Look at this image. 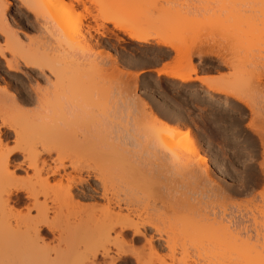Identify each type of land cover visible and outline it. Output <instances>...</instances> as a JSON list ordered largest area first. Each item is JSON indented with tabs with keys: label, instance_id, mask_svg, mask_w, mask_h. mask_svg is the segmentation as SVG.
<instances>
[{
	"label": "rangeland",
	"instance_id": "rangeland-1",
	"mask_svg": "<svg viewBox=\"0 0 264 264\" xmlns=\"http://www.w3.org/2000/svg\"><path fill=\"white\" fill-rule=\"evenodd\" d=\"M42 1L36 0L40 11L44 10L42 16L35 17L20 0H6L8 29L13 31V36L6 43V35L0 34V48L5 55L0 58V117L18 124L26 133L33 134L40 128L64 130L76 141L77 148L62 154L63 160L67 164L73 158L74 165L81 169L80 172L69 170L71 179L84 178L90 187H97L99 184L87 172L93 167L101 170L106 185L110 186L108 196L112 195L115 202L120 201L121 207H125L123 212L136 208L135 212L150 217L164 233L170 228L167 232L173 242L167 245L165 240L156 238L155 245L161 247V255L172 253L176 264H251L253 259H264V41L261 31L264 1L84 0L94 11L103 6L122 9L124 16L120 18L124 22L139 14L146 15L145 18L152 16L153 21L144 28L150 41L140 47L117 30L114 32L121 39L115 34L101 37L92 32L97 38L89 44L91 47H85L81 43L85 44L82 35L87 34V23L90 26L96 23L91 19L81 25L71 23L74 22L70 20L71 15L68 13V18L65 10L55 7V0H49L55 6L48 0ZM45 3H50L47 6H52L51 9ZM62 12L66 22L63 24L70 26L68 29L61 24L63 20L59 21ZM105 25L113 28L111 24ZM76 26L79 30L74 34ZM69 28H75L70 33L83 48L68 40V46L73 45L70 50L64 43ZM164 40L192 50V63L187 68H196L198 75L210 77L209 84L215 88L220 86L219 90L207 95V89L199 81L182 83L148 70L174 65L175 53L163 45ZM16 50L39 56L48 52L45 61L50 64L53 61L49 60L57 57L64 65L68 62L72 72L65 78L67 94L63 91V95H54L52 85L56 77L49 70L42 73L37 68L25 67L17 59L19 70L10 71L7 61ZM131 99L142 100L147 113L152 111L161 121L182 130L183 134L173 139L181 146L179 149L183 151L187 145L194 144L199 155H188L194 160H190L189 170L175 169L169 162L166 165L171 168L166 169L158 163L162 160L156 162L158 157L152 153L150 131L157 122L142 118L143 108L130 104L132 108ZM15 138L13 134L9 136L7 148L17 147L19 141ZM111 145L124 147L123 153L118 152L120 159L118 155L115 157L119 164H111L114 155L108 159L98 152ZM199 157L204 158L205 164L198 165ZM122 161L125 165L120 166ZM88 167L90 170H86ZM17 175L25 176L20 171ZM212 225L221 232L218 241L224 246L215 241L218 246L213 241L215 238L210 239L214 232ZM227 227L230 233L234 231L235 237L236 233L242 235L245 244L241 243L239 255L238 250L228 248L234 244V238ZM224 230H227L226 237ZM148 234L154 235V231ZM229 238L231 242H226ZM134 246L141 252L142 244ZM140 256L153 260L147 252Z\"/></svg>",
	"mask_w": 264,
	"mask_h": 264
},
{
	"label": "bare ground",
	"instance_id": "bare-ground-1",
	"mask_svg": "<svg viewBox=\"0 0 264 264\" xmlns=\"http://www.w3.org/2000/svg\"><path fill=\"white\" fill-rule=\"evenodd\" d=\"M55 1L57 3L56 6L54 3H52L54 1H49L51 2V4L45 3L46 7L48 9H51L52 6L62 8V10L60 9V11L65 10L67 12V16L69 14L71 15L70 20L74 21L71 23L77 22L78 25V22L80 24L83 21H87V19H91L94 23H96L94 24L92 22L95 26H90V24L87 23V34L85 36L82 35L85 44L79 41L82 45H85V47H87L92 41H94L95 38H97L96 36H94V34H92V32H95L101 37H110V35L115 34L117 38H120L121 36L118 37L116 34L117 32H114V30H117L121 34L127 35L130 41L136 42L137 44L135 45L137 46H139L140 44H147L150 41V37L146 34L144 28L150 23L149 21L152 20L150 19L152 16L145 18L146 15L142 16L141 14H139L137 16V13L135 12L137 18L131 17V21H129V19L128 21L124 22L120 18L121 15L124 16L123 10L113 6L99 7V9H96L95 12L91 9L90 6L85 3L84 0ZM20 2L24 6V8L26 7V9L33 13L35 17L40 15L42 16L44 10L42 8V11H40L41 9L38 8V5H36V0H20ZM48 4L52 6H47ZM7 7L8 4L6 0H0V34L2 36L6 35V39H4L6 40V43L7 41L9 43V39H11L13 36L11 33L13 31H9L10 28L8 26L6 11ZM55 7L53 9H55ZM54 11L53 13H55ZM263 12L264 11L262 10V13ZM61 14L60 15L63 16L62 18L64 19L60 18L61 16L58 18H60V22H62L63 20L61 24L64 27L66 25L63 24L66 23L64 21L65 13L62 12ZM262 15L264 17V13ZM57 16L58 15L56 14V17ZM107 23L111 24L113 28L110 29L106 27L105 24ZM262 23H264V19ZM66 27L68 29V27L70 26L66 25ZM76 27L78 29L72 32V30H74ZM76 27L72 30L69 28L68 30L69 34L66 35V41H64L67 46L69 45L68 40L69 43L72 42V44L74 43L73 45L76 46V42L74 39L75 37L74 35H72V33L75 34V32L77 34V31L79 30V27ZM262 27V39L264 41V24ZM67 29H63L64 31L66 30L65 34L68 33ZM236 33L238 34V31ZM122 40L124 39L122 38ZM76 41V44L80 45L77 39ZM162 42L163 45L169 46L170 49H172L175 53L174 65L168 67L166 64V66H164L163 68L156 70V73L167 75L182 83L199 81L205 86V89H207V95L216 93L215 89L219 90L218 88L220 86L215 88V86L212 87V85L209 84L211 83L208 81V78L210 77L198 75L196 68H187L192 63V50L188 49L186 45L182 46L179 43H169V41L165 40ZM6 43L5 45H7ZM96 43H98L97 39ZM71 45L70 47H68L69 49L72 47L73 50V45ZM82 45H80L81 48H83ZM28 50L30 49L28 48ZM80 50L83 51L82 49ZM47 53L48 52L44 54ZM44 54H40L39 56L24 54L17 50L14 53L13 51L12 59L7 61L6 67H8L10 71H17L19 70L18 68H20L18 66V62L20 63V61H22L25 64V67L37 68L42 73L43 71L45 72V70H49L51 74L56 77L55 83H53L52 85V88H54L53 91L56 94H54L53 92L52 93L55 96L57 94H62L63 91L64 93L66 92L65 94H67L68 85L65 83V78L67 77V75H69V71L72 72V70H70V64L66 62V65H64L63 63L58 62V60L61 61L60 59H58V57L57 60L54 58L56 61L50 58L51 60L49 61L53 62L51 64L49 62L47 63L45 60L48 57V54ZM4 57V51L0 48V58ZM63 57H65V55ZM17 59H20V61ZM55 62L58 63L56 64ZM79 81H81V79ZM97 87L100 89V86ZM120 87L119 89L123 90V87ZM4 94H6V92H4ZM138 99L140 100V98ZM139 100L134 99L132 100V103H129V105L132 104L136 108H139L137 106L140 105V107H144L146 104H144V102L142 104V100ZM132 105L130 106L132 107ZM144 108L142 113L143 116L141 114L142 118H150V120L152 118L153 120H155H152L153 123L157 122V126H155L154 124L156 128L154 127L150 131L152 138L151 141H153L152 146L154 149L152 153H154L153 156L158 157L155 159L156 162L162 160L163 162L160 161L158 163L159 165H164L166 169L170 167H167L166 165L168 162V164L173 166L175 169H190L189 165L192 157H190L189 159L188 155H199L193 146L194 144H189V146L187 145L188 147L186 146L187 148H183L184 150L187 149L186 152H184V150L182 151V148L179 149L181 146H178L179 144L175 140L174 142L173 139L179 138V135L183 134L182 130L180 128L169 126L166 122H163L155 117L152 111L149 110L150 112L147 113L146 109L144 110ZM141 111L142 110H140L139 112ZM40 129L36 130L35 128L36 132L34 131L35 133L33 134L31 131L30 134V132L27 130L29 133L28 134L25 130H23V128H19L18 124L16 125L11 123L7 118H4L3 116L0 117V264H129V262H134L135 264H176L177 261L172 253L168 256L161 255V247L155 245V243H157L155 242L156 238L165 240V243L167 245L173 242L170 241L172 238L170 237L171 234L168 233L170 230L169 227V230L168 228H166V233H164V230L160 228L158 223L154 222V220H152L150 217H144L142 216V214L140 215L139 212H135L136 208H133L134 211L127 210V213L123 212L122 209L125 207H121L120 201L115 202L112 199V195L111 197L108 196L107 191L109 190L110 186L106 185L103 173L100 172L101 170H98L97 168H90L92 171L87 172L88 176L92 177L99 184V186L97 185V187H90L87 180L84 178L79 177L78 179H71V172H80L81 169L77 168L74 165L75 162L73 158H71L70 162L66 164V161L63 160L62 154L73 152L77 148L76 141L71 140L63 132L64 130L62 131L61 128L54 131H43L44 129H41L42 131H40ZM11 134L17 137L15 138L16 141H19L17 147H14V149H9L6 147V143L8 142L9 136ZM188 139L189 138L187 137V140ZM87 147H89V145ZM122 149L124 152V147ZM122 149H120V147L111 145L105 149H99L100 151L98 150V152H100L103 157L114 155L115 160L112 159V157L111 164H119L118 160L115 157L118 155V152H122ZM127 152L125 151V154H127ZM53 153L56 155V158H53ZM125 154L122 155L124 156ZM110 157H108V159H110ZM118 157L120 159L119 155ZM163 158H165L167 162H164L166 160H163ZM127 159L128 158H126V160ZM203 159L204 158L199 157V160L197 161L199 166L201 162L204 163ZM112 160L115 162H113ZM122 163L123 161L121 162L120 166L122 165ZM90 169L88 167V169L86 170ZM17 171L24 173L25 176L17 175ZM206 171L207 170L205 169V174L208 173ZM157 173H161V171ZM148 181L146 182L147 184ZM147 190L149 189L147 188ZM189 194L192 195V193ZM101 201H105L102 204H106L102 205ZM219 214L221 215V213ZM182 220H184V218H182ZM182 220H180V223ZM224 225L227 226V224ZM224 225L222 224V226ZM214 226V232L210 236V239L215 238L214 240H211H213L214 242L216 241L220 245L221 243L220 241H218V235L221 232H219L217 226ZM206 229L207 231L209 230L208 228ZM227 229H229V227H227ZM152 230L154 231V235L148 234V232ZM215 230L218 231V233H216ZM224 231V235L226 237L227 230ZM233 232L230 233L229 229V234H231L230 236H233L234 239H226V242H231L229 241L231 239L234 244L232 243V247L228 245V248H234L238 250L239 255V253L242 251H240V249H242L243 247L241 243L244 242V240L241 238L242 235H239V238L237 233L235 237V233L233 234ZM216 236L218 238H216ZM235 238L237 239V241ZM50 243H52L53 245L49 246ZM135 243L142 244V247H140L141 252L134 246ZM243 244H245V242ZM220 246L222 247L224 245L221 244ZM225 249H227V247ZM142 252H147L148 255H150L151 257L153 256V260H150L149 256L148 258L146 256L145 257L150 261L145 260V257V259H142V257L140 256V253ZM129 255H132V258H130ZM253 260L254 262H256V264L257 261L258 264H264V259H262L263 261H259L258 259ZM254 262H252L251 260V264H254Z\"/></svg>",
	"mask_w": 264,
	"mask_h": 264
},
{
	"label": "crops",
	"instance_id": "crops-1",
	"mask_svg": "<svg viewBox=\"0 0 264 264\" xmlns=\"http://www.w3.org/2000/svg\"><path fill=\"white\" fill-rule=\"evenodd\" d=\"M161 68H159V69H161ZM148 70H151V71H155L156 72L157 69L149 68Z\"/></svg>",
	"mask_w": 264,
	"mask_h": 264
}]
</instances>
